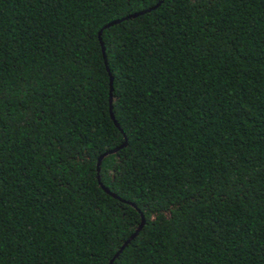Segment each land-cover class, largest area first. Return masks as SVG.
Here are the masks:
<instances>
[{"label": "trees", "instance_id": "1", "mask_svg": "<svg viewBox=\"0 0 264 264\" xmlns=\"http://www.w3.org/2000/svg\"><path fill=\"white\" fill-rule=\"evenodd\" d=\"M141 214L112 264H264V0H0V264Z\"/></svg>", "mask_w": 264, "mask_h": 264}, {"label": "water", "instance_id": "2", "mask_svg": "<svg viewBox=\"0 0 264 264\" xmlns=\"http://www.w3.org/2000/svg\"><path fill=\"white\" fill-rule=\"evenodd\" d=\"M160 3H161V1L158 2V3L156 4V6H158ZM156 6H154V7H156ZM149 10H150V9H147V10H144V11H141V12H138V13H135V14H132V15H129V16H126L125 18L135 17V16L140 15V14H143V13H145L146 11H149ZM123 19H124V18L116 19V20H114V21L108 23V24H107L106 26H104V27H109V26H111V25H113V24L119 23V22H121ZM99 40H100L101 45H102V40H101L100 36H99ZM102 51H103V55H104V59H105V63L107 64V61H106L107 59H106V55H105V50H104V48H102ZM111 90H112V77L110 76V95H109V102H110V103H111V99H112V96H111ZM109 112H110V117H111L112 120L114 121L115 125H116L117 127H119V125H118L117 121L115 120L114 115H113V113H112L111 106L109 107ZM116 150H117V148L112 149V150H109L108 152H106L105 154L101 155V156L98 158V162H97V170H98V171H99L100 163H101V160H102L103 156L106 155V154H109V153H113V152H115ZM98 179H99V178H98ZM99 184H100V186H101L106 192H108V193L111 194L112 196H115L113 193H111V192L108 190V188H106L104 185H102V184L100 183V180H99ZM141 218H142L141 223H140V225L136 228L135 233L132 234V235L126 240V242H124V244L119 248V250L116 252V254L113 256V258L110 260V262H109L108 264H112L113 259L116 258V257L119 255V253L122 251V249L128 244V242H129L132 238H134V237L137 235L138 231L141 229V227L143 226V224H144V222H145V218H144L143 214H141Z\"/></svg>", "mask_w": 264, "mask_h": 264}]
</instances>
